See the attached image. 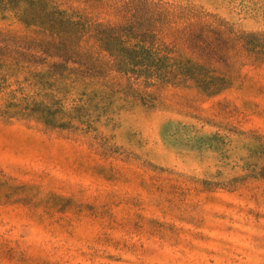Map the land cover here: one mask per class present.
<instances>
[{
	"label": "rangeland",
	"instance_id": "1",
	"mask_svg": "<svg viewBox=\"0 0 264 264\" xmlns=\"http://www.w3.org/2000/svg\"><path fill=\"white\" fill-rule=\"evenodd\" d=\"M0 264H264V0H0Z\"/></svg>",
	"mask_w": 264,
	"mask_h": 264
},
{
	"label": "trees",
	"instance_id": "2",
	"mask_svg": "<svg viewBox=\"0 0 264 264\" xmlns=\"http://www.w3.org/2000/svg\"><path fill=\"white\" fill-rule=\"evenodd\" d=\"M56 13L64 17V23L67 26L74 27L75 30L77 29V23L71 20L72 16H66L65 11H56ZM123 27L125 26L118 24H98L91 31L92 38L96 41L101 51L106 53L108 59H130L129 63H126L124 66V69H120L118 72L129 73L131 68L139 65L138 59H171L163 55L160 49L156 47H148L145 46L144 43H131ZM61 33L62 32H59L58 34ZM86 33L87 29L83 28H79L78 31L76 30L70 33L71 38L66 49L67 52H65L69 54L70 59H78L81 56L78 45ZM191 46L193 45L191 44ZM207 52L212 54L210 49L207 50ZM197 66L201 68V65ZM182 80L191 83L193 87L205 93L207 96H212L223 89V86L220 84L222 83V79L214 76L205 77L203 79L197 77H183Z\"/></svg>",
	"mask_w": 264,
	"mask_h": 264
}]
</instances>
